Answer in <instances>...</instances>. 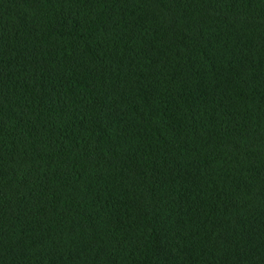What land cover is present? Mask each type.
Masks as SVG:
<instances>
[{
    "label": "trees",
    "instance_id": "obj_1",
    "mask_svg": "<svg viewBox=\"0 0 264 264\" xmlns=\"http://www.w3.org/2000/svg\"><path fill=\"white\" fill-rule=\"evenodd\" d=\"M0 264H264V0H0Z\"/></svg>",
    "mask_w": 264,
    "mask_h": 264
}]
</instances>
